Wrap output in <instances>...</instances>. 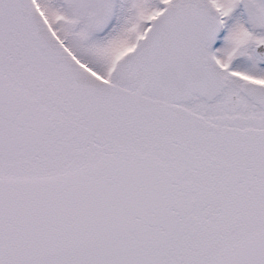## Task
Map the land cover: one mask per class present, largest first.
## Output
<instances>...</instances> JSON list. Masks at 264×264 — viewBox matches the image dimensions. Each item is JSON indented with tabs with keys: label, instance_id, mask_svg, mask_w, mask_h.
I'll list each match as a JSON object with an SVG mask.
<instances>
[{
	"label": "snow or ice",
	"instance_id": "6c2138e0",
	"mask_svg": "<svg viewBox=\"0 0 264 264\" xmlns=\"http://www.w3.org/2000/svg\"><path fill=\"white\" fill-rule=\"evenodd\" d=\"M0 264H264V0H0Z\"/></svg>",
	"mask_w": 264,
	"mask_h": 264
}]
</instances>
